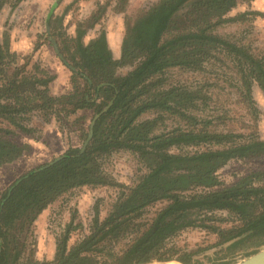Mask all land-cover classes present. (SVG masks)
I'll return each instance as SVG.
<instances>
[{
	"label": "trees",
	"instance_id": "16d2710c",
	"mask_svg": "<svg viewBox=\"0 0 264 264\" xmlns=\"http://www.w3.org/2000/svg\"><path fill=\"white\" fill-rule=\"evenodd\" d=\"M22 1L0 0V12ZM249 1L158 0L126 28L118 59L105 31L88 44L84 30L55 41L70 72V90L59 96L50 91L55 75L36 64L29 70V61L17 65L9 46L0 43V121L13 130L33 134L34 129L25 125L31 114L48 121L90 112L81 135L84 144L93 118L110 104L94 121L83 151V145L69 148L51 165L29 171L5 189L0 197V264H19L25 244L18 250L15 235L24 227L29 230L49 204L77 187L110 186L99 161L115 151L136 155L145 173L133 186H120L107 215L99 219L95 212L89 234L71 247V224L66 226L53 260L42 264H202L203 249L185 251L171 244L180 232L194 228L215 236L208 249L264 243V184H256L264 172H251L231 185L222 184L217 175L229 161L264 159V140L236 143L239 136L211 130L209 121L191 113L202 97L186 88L166 87L163 78L174 69L201 72L215 53L223 52L234 64L244 102L251 104L254 84L264 95V50L253 54L215 34L218 26L233 20L227 17L231 10ZM125 68L129 70L118 73ZM147 113L158 116L140 121ZM164 115L179 126L156 134V121ZM13 130L0 128V167L16 161L27 147L12 140ZM206 144L221 147L170 151ZM158 203L164 205L145 219L146 210ZM214 212H225L232 220L211 216Z\"/></svg>",
	"mask_w": 264,
	"mask_h": 264
},
{
	"label": "rangeland",
	"instance_id": "374dc122",
	"mask_svg": "<svg viewBox=\"0 0 264 264\" xmlns=\"http://www.w3.org/2000/svg\"><path fill=\"white\" fill-rule=\"evenodd\" d=\"M23 0L13 10L4 6L0 12V43L7 44L15 54L17 65L29 61L28 69L34 64L55 75L61 87L70 90L69 70L55 53L49 38L61 41L73 38L77 30L86 32L83 39L88 44L100 31L110 34L109 42L115 57L121 54V40L126 28L157 0ZM54 7V8H53ZM51 11V15L50 14ZM227 17L233 19L215 29V34L235 45L242 46L256 54L264 50V0H251L239 3ZM51 25L47 26V20ZM57 19H60L57 22ZM51 27V29H50ZM57 34V39L51 35ZM56 43V42H55ZM58 44V43H57ZM56 44V45H57ZM129 68L120 69L123 74ZM166 87H182L202 97L197 108L191 113L210 122L213 131L239 136L236 143L250 138L264 140V95L254 84L250 94L252 102L247 105L239 94L240 81L234 64L223 53L217 52L205 64L201 72H186L178 69L168 71L164 77ZM66 88V89H67ZM63 89V88H62ZM57 89L58 91H62ZM56 90V89H55ZM69 118L50 117L48 121L40 114H31L26 126L34 129L31 135L13 130L7 122L0 121V128L12 129V140L26 145L22 156L16 161L0 167V197L16 179L29 171L50 163L69 148H80L81 135L87 128L92 114L85 112ZM158 115L147 113L140 121L151 120ZM91 125V123H90ZM156 134L171 131L179 126L165 115L156 121ZM212 144L197 147L172 148L171 153H193L208 148H220ZM99 170L110 186L77 187L49 204L32 223L29 230L24 227L21 234L15 235L24 253L19 264L50 262L55 255L56 243L66 226L71 224L68 246L89 234L95 212L103 219L113 204L120 186L131 187L145 173V166L130 151H115L103 156ZM264 172V159L254 161L232 160L221 168L217 175L224 185H231L240 177L251 172ZM256 184H264L260 177ZM115 185V186H113ZM164 203L150 207L144 213L151 219ZM210 214H207V216ZM213 217L232 220L225 212H214ZM216 225L229 227V224ZM215 242V236L194 228L185 229L171 240V244L185 251L203 249L202 264H220L236 258L256 243H246L228 250L226 245L207 248ZM150 264H178L176 262Z\"/></svg>",
	"mask_w": 264,
	"mask_h": 264
},
{
	"label": "water",
	"instance_id": "95a60500",
	"mask_svg": "<svg viewBox=\"0 0 264 264\" xmlns=\"http://www.w3.org/2000/svg\"><path fill=\"white\" fill-rule=\"evenodd\" d=\"M59 1L60 0H57L55 5ZM49 15H51V11H50ZM49 40H50V42L53 45V48L55 50L56 55L58 56L60 61H62V63H64V60H63L62 56L58 53V48H57L56 43L52 40V38H49ZM108 106L106 108H104L103 111L99 115H96L93 118L92 123L90 125L88 137H87L86 141L84 142V144L82 146V151L86 148V145L88 144V142H89V140H90V138L92 136V127H93L94 121L103 112H105L107 110ZM51 164L52 163H48V166L51 165ZM223 264H264V243H260V244H256L255 246H252L248 250H246V251L242 252L241 254H239L236 258H232V259L226 260L225 263H223Z\"/></svg>",
	"mask_w": 264,
	"mask_h": 264
},
{
	"label": "crops",
	"instance_id": "0c3cea01",
	"mask_svg": "<svg viewBox=\"0 0 264 264\" xmlns=\"http://www.w3.org/2000/svg\"><path fill=\"white\" fill-rule=\"evenodd\" d=\"M158 1V0H157ZM105 31V30H104ZM101 32V31H100ZM100 32L96 35V37L100 34ZM105 33H106V31H105ZM125 33V32H124ZM109 36H110V34H108V33H106V39H107V43H108V47L110 48V50H111V52H112V54L114 53L113 52V49H112V47H111V45H110V42H109ZM124 36V35H123ZM122 39H123V37H122ZM121 42H122V40H121ZM113 56H114V58H116V59H118L117 57H115V55L113 54ZM61 82H59V80L57 79V77H56V79H55V81L51 84V86H50V91H51V93L53 94V95H55V96H59V95H63V94H65V93H67L68 92V88H67V85H64V87H61ZM59 87H60V90L62 89V91H58L57 89H59ZM67 88V89H66ZM56 89V90H55ZM226 261V260H225ZM225 261H222V263H220V264H223V263H225ZM219 264V263H218Z\"/></svg>",
	"mask_w": 264,
	"mask_h": 264
}]
</instances>
